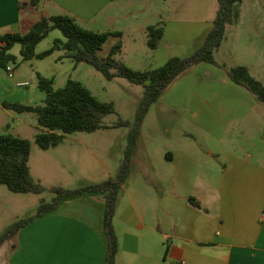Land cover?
I'll return each instance as SVG.
<instances>
[{"label": "crops", "instance_id": "0c3cea01", "mask_svg": "<svg viewBox=\"0 0 264 264\" xmlns=\"http://www.w3.org/2000/svg\"><path fill=\"white\" fill-rule=\"evenodd\" d=\"M141 1L158 0H0V35L30 28L33 13L39 19L68 15L81 26L96 25L93 31L119 32L108 41L120 43L116 56L128 41L132 61L137 34L146 44L147 28L161 27L158 46L147 56L145 70H152L197 50L213 26L214 20L203 27L160 25L156 11L146 17L160 18L145 23ZM261 2L235 6L217 50L230 43L232 56L241 60L236 65L264 83ZM217 64L189 67L149 107L112 218L115 264H264V111L220 67L228 64ZM5 100L0 96V114L13 117L16 112L2 106ZM104 211L102 193L64 199L18 230L5 264H105Z\"/></svg>", "mask_w": 264, "mask_h": 264}, {"label": "trees", "instance_id": "16d2710c", "mask_svg": "<svg viewBox=\"0 0 264 264\" xmlns=\"http://www.w3.org/2000/svg\"><path fill=\"white\" fill-rule=\"evenodd\" d=\"M34 0H31L33 3ZM242 0H217L218 9L212 28L205 36L204 42L197 50L186 57H170L162 66L152 70H134L115 57L121 50L120 43L114 44L104 59L97 54L110 36H120L119 32H96L83 28L73 17L68 15H52L41 17L24 33H5L0 35V69L6 70L8 65L15 63L16 57L11 53L15 45H19V55L23 61L44 59L56 50L65 51L63 57L70 58L74 64L87 63L102 73L107 79L122 77L143 89L133 121L118 119L111 127L128 128L124 158L114 177L95 184L76 188L61 186L51 188L53 194L49 202L41 200L34 216L13 223L4 233L0 234V246L14 237L18 230L34 219L54 211L66 198L79 197L87 193H102L105 197L103 229L107 236V252L105 264H115L117 254V237L112 225L117 195L120 187L127 180L131 159L135 153L136 143L141 125L149 107L155 103L166 87L189 67L208 62L219 65L214 60V53L225 37L226 26L233 15V9ZM58 30L62 39H54L52 47L37 53V45L48 34ZM161 27L149 26L146 30V45L155 50L162 37ZM222 67L228 78L235 84L264 103V83L255 79L246 66L236 65ZM38 89L45 94L44 104L40 106L24 105L17 102H2V106L16 113H33L41 132L35 135L36 145L47 150L56 147L64 134L74 132H95L106 128L103 119L114 112L111 102L99 101L80 82L67 80L61 88L54 89L53 79L37 74ZM30 142L27 139L11 134H0V185L10 192L22 194H41L45 187L35 181L29 168ZM197 208L200 204L190 198Z\"/></svg>", "mask_w": 264, "mask_h": 264}, {"label": "rangeland", "instance_id": "374dc122", "mask_svg": "<svg viewBox=\"0 0 264 264\" xmlns=\"http://www.w3.org/2000/svg\"><path fill=\"white\" fill-rule=\"evenodd\" d=\"M138 6L144 8L145 23H155L160 16L146 17L151 11L161 15L160 25L172 22L197 24L196 26L209 25L216 17L217 0H158L141 1ZM264 11V2H261ZM39 20V14L33 13L29 18L30 23ZM22 28L21 34L26 33L29 26ZM81 26V25H80ZM94 26H82L87 30L96 29ZM188 31V30H187ZM187 35L180 42L186 41ZM54 39H62L58 30L51 31L36 47V52H42L53 45ZM137 58L130 51V46L125 43L122 55L115 58L122 63L128 62L136 69H148L147 65L153 52L146 46L143 33L137 34ZM114 39L103 45L98 52L99 59H104L108 54ZM177 42V41H176ZM19 45L11 49L16 57L12 68V77L5 70L0 69V96L7 102H17L24 105L40 106L44 104L45 94L38 89L37 74L53 79L54 89L61 88L67 80L80 82L99 101L111 102L114 112L103 119L106 128L95 132H74L64 134L62 141L47 150L40 149L34 142L35 135L41 132L33 113H15L13 117L0 114V134H11L30 142L29 168L35 181L45 187L41 194H22L10 192L5 186L0 185V234L4 233L13 223L35 215L39 202H49L53 194L51 188L61 186L76 188L89 184L99 183L107 179L108 173L115 176L120 163L124 158L122 146L127 143L128 128L111 127L118 119L133 121L143 89L122 77L107 80L101 72L87 63L74 64L68 57H63L65 51L56 50L50 56L38 60L23 61L19 55ZM230 43L214 53L216 62H225L229 67L235 66L241 60L231 54ZM264 52V46H261ZM256 64L259 62L256 61ZM126 65V64H125ZM129 67V66H128ZM264 81V80H262ZM258 110L264 111V103H259ZM152 115H150V118ZM149 129V130H148ZM150 128L147 127V133ZM152 132V131H151ZM92 153L96 156L93 157ZM14 237L5 241L0 246V264H5L7 256L11 253Z\"/></svg>", "mask_w": 264, "mask_h": 264}, {"label": "built area", "instance_id": "2783aa9c", "mask_svg": "<svg viewBox=\"0 0 264 264\" xmlns=\"http://www.w3.org/2000/svg\"><path fill=\"white\" fill-rule=\"evenodd\" d=\"M5 71L8 73V76H9V77H12V76H13V74H12V68H11L10 65L7 66V68H6Z\"/></svg>", "mask_w": 264, "mask_h": 264}]
</instances>
